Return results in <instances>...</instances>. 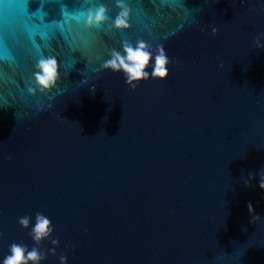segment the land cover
<instances>
[{
	"label": "water",
	"instance_id": "obj_1",
	"mask_svg": "<svg viewBox=\"0 0 264 264\" xmlns=\"http://www.w3.org/2000/svg\"><path fill=\"white\" fill-rule=\"evenodd\" d=\"M122 2L116 30L117 0H0V264L13 243L39 264H264V0ZM124 41L162 46L168 76L150 60L132 89L103 69ZM37 213L52 227L39 244Z\"/></svg>",
	"mask_w": 264,
	"mask_h": 264
},
{
	"label": "clouds",
	"instance_id": "obj_2",
	"mask_svg": "<svg viewBox=\"0 0 264 264\" xmlns=\"http://www.w3.org/2000/svg\"><path fill=\"white\" fill-rule=\"evenodd\" d=\"M116 7L120 9L118 15L115 17L111 27L116 30H124L130 27L129 12L130 9L126 6L122 0H117ZM108 9L100 5L94 11L89 10L84 20V27L91 28L93 26H99L107 19L106 13ZM217 29L212 28V35H216ZM264 36V34H261ZM261 37H256L254 45L257 50L264 49V44L260 42ZM122 52L111 51V59L105 61L102 64L103 69H110L113 72H123L126 77V84L135 89L137 84L142 80L149 78V73L146 69L150 66V60L154 59L152 64L151 77L156 79H165L168 76V70L166 65L169 63V59L165 54L162 46H157L155 55L150 50V46L143 41H137L136 46L133 47L128 41L122 43ZM59 67L57 59L54 56H48L40 58L35 64V72L33 78L35 80L36 88L40 91H47L55 86L58 75ZM36 89L29 87L28 92L34 93ZM259 176L258 187L261 191H264V172L257 174ZM253 174H249V179L244 182L245 187L250 186V180L253 179ZM249 215L255 214V210L249 202L246 205ZM253 219H258L259 215L255 214ZM30 218L25 216L19 219V225L22 228H28ZM52 227L51 221L46 218L43 214L37 213L35 216V225L31 229L29 235L32 240L39 244L43 239L48 238L51 235ZM53 245L58 243L57 240L51 241ZM50 251L54 252V249ZM10 254L3 259V264H39L44 259L43 253H41L36 247H33L30 251L23 244L13 243L9 248ZM65 258L60 257V264H64Z\"/></svg>",
	"mask_w": 264,
	"mask_h": 264
}]
</instances>
